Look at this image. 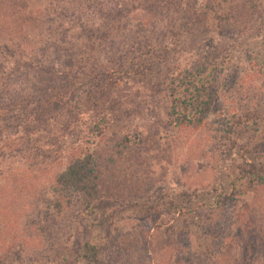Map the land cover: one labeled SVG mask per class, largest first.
<instances>
[{
  "label": "rangeland",
  "instance_id": "obj_1",
  "mask_svg": "<svg viewBox=\"0 0 264 264\" xmlns=\"http://www.w3.org/2000/svg\"><path fill=\"white\" fill-rule=\"evenodd\" d=\"M4 1L0 111L33 132L2 124L1 164L34 193L31 242L3 245L19 228L2 225L0 264H233L246 253L227 224L264 220V187L234 197L230 184L264 161V0ZM185 69L199 90L172 94ZM84 150L99 162V197L51 209L53 176ZM86 241L96 258L79 253Z\"/></svg>",
  "mask_w": 264,
  "mask_h": 264
},
{
  "label": "trees",
  "instance_id": "obj_2",
  "mask_svg": "<svg viewBox=\"0 0 264 264\" xmlns=\"http://www.w3.org/2000/svg\"><path fill=\"white\" fill-rule=\"evenodd\" d=\"M4 2V0H0L1 7ZM26 4H28V2H26ZM195 80L196 77L194 72L192 70L185 69L181 73L170 77L168 87L172 94H177L182 90H185L186 92L190 89L199 90ZM42 90L45 94L47 88L44 87ZM185 96H189L188 99L189 101L191 100V103L187 100L184 101L185 113L183 114V117H186V113L190 109V106L193 105L191 98L195 95L187 94ZM50 110L51 109H44L43 115L45 116L50 114ZM192 110L193 109H191V111ZM33 115L34 113H29L27 115L28 120L29 118L36 117V114L34 116ZM13 119H16V115L11 114V111L10 113L5 114L0 111V129L2 130V124H4L5 127H14L20 130L21 127H19V125H15ZM21 130H25L26 134L33 132V128H22ZM4 158V155H0V228H2V225L5 224L9 229L16 227L19 228V230L15 231L13 236L5 238L1 242L3 245L8 246H10L8 243L11 242L13 247L16 246L19 248V245L25 246L31 242V236L28 234L30 228L28 227L26 218H28V213L33 207V203H31L30 199L34 190L31 188V184L27 183L26 177L23 173L14 171L9 172V176L4 174L5 171L3 165L1 164ZM248 165L249 167H243L241 171L231 179V195L234 197L237 195L240 196L247 194L249 192H255L260 187H264V161L259 162L255 159V161L248 163ZM100 172L99 162L93 151L84 150L71 155L66 166L53 176L51 194L53 198L49 203V207L51 206V209L61 212L65 206L70 204L71 196L75 193L83 194L84 197H88L89 199L99 197L101 185L99 181ZM220 203L221 201H218V205H220ZM218 209L222 210V206L218 207ZM216 217L218 218L217 222L220 221L219 219L221 217ZM22 219H24L23 223ZM21 224H23V226H21ZM228 224V228L239 230V233L237 232L238 234L235 235V238L238 236L237 238H241V241H239L240 244L242 246L246 245L245 248H243L246 253L241 250L239 253H234L233 264H264L263 218L261 220H254L251 227L246 224H238L234 227L233 225ZM256 225L259 229L252 231ZM1 249L2 247H0V250ZM94 249V245L86 241L79 248V253H81L83 258L94 259L96 258V254L93 253ZM250 250L254 253H250ZM260 250H262L263 253H259Z\"/></svg>",
  "mask_w": 264,
  "mask_h": 264
}]
</instances>
